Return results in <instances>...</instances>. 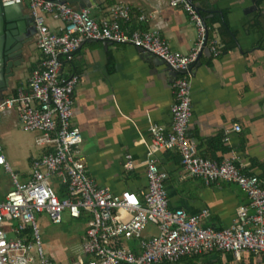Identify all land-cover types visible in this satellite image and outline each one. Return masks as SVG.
<instances>
[{"label": "built area", "instance_id": "2783aa9c", "mask_svg": "<svg viewBox=\"0 0 264 264\" xmlns=\"http://www.w3.org/2000/svg\"><path fill=\"white\" fill-rule=\"evenodd\" d=\"M25 1L1 0L2 4ZM170 5L183 8L197 28V40L187 54L174 51L157 28L127 30L124 24L132 12L128 3H114L106 15L96 18L90 8L30 0L42 58L17 93L0 98V121L5 111L16 110L22 128L36 133L40 153L31 160L28 177L22 179L6 159L0 140V168L13 183L0 198V264H58L44 243L41 213L54 224L62 222L64 213L75 219L90 217L83 253L72 264H181L187 256L213 251L229 252L237 259L245 252L264 254V178L244 172L236 152L220 161L199 154L188 133L193 115L192 68L205 51L221 55L222 45L215 31L209 38V27L193 0H170ZM155 13H141L139 19L147 21ZM48 17L62 22L60 32L50 27ZM87 40L132 45L177 71L170 127L151 122L149 138L141 136L147 188L140 193L115 192L97 184L88 173L81 151L82 130L72 121L80 75L61 72ZM241 129L240 124L232 127ZM162 150L178 151L185 172L206 185L223 181L241 187L248 202L237 207L232 225L220 229L203 225L209 216L207 208L193 214L170 208L168 172L158 158ZM124 167L137 168L131 153L125 155ZM150 225L156 231L146 234ZM128 240H136L135 247Z\"/></svg>", "mask_w": 264, "mask_h": 264}, {"label": "crops", "instance_id": "0c3cea01", "mask_svg": "<svg viewBox=\"0 0 264 264\" xmlns=\"http://www.w3.org/2000/svg\"><path fill=\"white\" fill-rule=\"evenodd\" d=\"M120 1L132 7L131 18L124 24L127 30L157 28L172 49L182 54L194 47L195 24L183 8L171 6L170 0H105L90 11L100 18L107 14L112 4ZM193 1L202 7L227 10L236 41L229 43L227 51L219 56L205 51L192 68L193 115L189 136L196 143L199 154L220 161L236 152L244 172L264 178V0L260 3L258 0ZM153 12L155 16L147 21L139 19L141 13ZM47 23L60 32V20L48 17ZM218 26L215 23V28ZM215 36L223 45L218 30ZM41 58L35 37L25 62L10 78L6 95L17 93ZM171 71L164 62L147 58L132 45L110 42L105 45L100 40L85 41L73 59L62 66L63 75H80L74 93L72 121L82 130V155L89 175L97 184L115 192L140 193L147 188L142 165L146 147L141 136L149 138L151 122L167 129L171 125L174 102ZM234 124H240L242 129L232 130ZM17 125L20 123L16 110L5 111L0 121L3 143L15 141ZM228 129L231 131L226 140ZM39 153L37 147L28 155V169L19 172L22 179L28 177L31 160ZM127 153L134 156L135 170L124 167ZM5 157L15 163L12 157ZM158 158L168 172L170 208H181L189 214L207 208L209 216L202 220L203 225L218 229L232 225L237 207L248 202L247 195L235 183L215 181L206 185L202 179L188 175L178 151L162 150ZM155 231L156 227L150 225L146 234ZM47 249L50 256L59 261L57 254ZM181 264H264V254L245 252L237 259L229 252L213 251L187 256Z\"/></svg>", "mask_w": 264, "mask_h": 264}, {"label": "rangeland", "instance_id": "374dc122", "mask_svg": "<svg viewBox=\"0 0 264 264\" xmlns=\"http://www.w3.org/2000/svg\"><path fill=\"white\" fill-rule=\"evenodd\" d=\"M29 6L30 0L25 1ZM17 138L10 144H5L2 141L3 153L6 156L12 157L10 162L14 170L18 173H23L28 169V155L36 151L35 133L27 131L21 125L15 127ZM27 149V150H26ZM19 173V174H20ZM12 180L10 175L0 168V198L1 195H6L12 189ZM41 230L44 243L47 247L54 251L57 257L58 264H72L76 261L78 255L83 253V240L88 228L89 216L81 219L71 218L64 213L63 220L60 224L52 223L45 213L40 214ZM128 244L134 246L136 240H128ZM55 257V256H54Z\"/></svg>", "mask_w": 264, "mask_h": 264}, {"label": "water", "instance_id": "95a60500", "mask_svg": "<svg viewBox=\"0 0 264 264\" xmlns=\"http://www.w3.org/2000/svg\"><path fill=\"white\" fill-rule=\"evenodd\" d=\"M60 3H69L77 8H92L105 0H54ZM199 10L201 5L195 3ZM255 9V8H254ZM37 36V27L34 17L28 6L23 2L2 4L0 0V98H4L9 86L10 78L15 70L26 59V53ZM109 42L104 41L107 45ZM140 50V49H138ZM147 58L163 62L157 56L149 52H142ZM174 78L177 71L172 70Z\"/></svg>", "mask_w": 264, "mask_h": 264}, {"label": "trees", "instance_id": "16d2710c", "mask_svg": "<svg viewBox=\"0 0 264 264\" xmlns=\"http://www.w3.org/2000/svg\"><path fill=\"white\" fill-rule=\"evenodd\" d=\"M262 0H258L260 3ZM201 16L203 17L205 24L209 27L208 36L212 38L213 32L218 30V33L221 37L222 53L227 51V45L229 43L236 41V33L233 31L229 25L228 21V11L221 10L218 8L210 6H201L199 9ZM215 23H218V29L215 28Z\"/></svg>", "mask_w": 264, "mask_h": 264}]
</instances>
